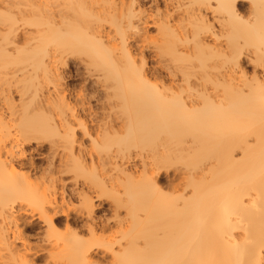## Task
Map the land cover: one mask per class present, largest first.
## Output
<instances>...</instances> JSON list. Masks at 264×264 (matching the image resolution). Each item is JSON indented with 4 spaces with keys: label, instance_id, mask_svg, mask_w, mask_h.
Here are the masks:
<instances>
[{
    "label": "bare ground",
    "instance_id": "1",
    "mask_svg": "<svg viewBox=\"0 0 264 264\" xmlns=\"http://www.w3.org/2000/svg\"><path fill=\"white\" fill-rule=\"evenodd\" d=\"M0 264H264V0H0Z\"/></svg>",
    "mask_w": 264,
    "mask_h": 264
},
{
    "label": "rangeland",
    "instance_id": "2",
    "mask_svg": "<svg viewBox=\"0 0 264 264\" xmlns=\"http://www.w3.org/2000/svg\"><path fill=\"white\" fill-rule=\"evenodd\" d=\"M230 24H228V26H229ZM232 26V25H231ZM230 27V26H229ZM74 67H72L71 69H73V71L75 70V64L73 65ZM77 71V69L74 71L75 73H77L76 72ZM76 76V75H75ZM74 76V77H75ZM80 77L79 76H77V77H75V78H73L72 80H68V84L70 85V86H77V85H79L80 83H82V80H81V82H80ZM106 213L107 211L105 210V211H100L99 212V214L101 213ZM115 233H117V232H114V231H111V230H109L108 232H106L105 234H106V236H107V238L106 239H109V238H113V237H115L116 235H114Z\"/></svg>",
    "mask_w": 264,
    "mask_h": 264
}]
</instances>
